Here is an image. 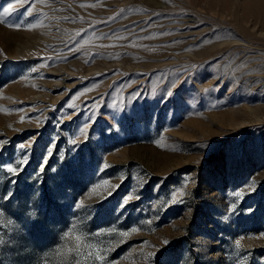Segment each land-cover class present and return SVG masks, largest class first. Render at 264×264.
Instances as JSON below:
<instances>
[{
	"label": "rangeland",
	"instance_id": "1",
	"mask_svg": "<svg viewBox=\"0 0 264 264\" xmlns=\"http://www.w3.org/2000/svg\"><path fill=\"white\" fill-rule=\"evenodd\" d=\"M0 264H264V0H0Z\"/></svg>",
	"mask_w": 264,
	"mask_h": 264
},
{
	"label": "snow or ice",
	"instance_id": "2",
	"mask_svg": "<svg viewBox=\"0 0 264 264\" xmlns=\"http://www.w3.org/2000/svg\"><path fill=\"white\" fill-rule=\"evenodd\" d=\"M9 7H11V6L9 5ZM4 11L7 12L8 9H5ZM22 121H23V118H22ZM109 166H110V165H107V164L104 165L105 168H107V167H109ZM9 170L15 172V169H14V168H10ZM125 203H127V201H125ZM237 244H239V241H237Z\"/></svg>",
	"mask_w": 264,
	"mask_h": 264
}]
</instances>
